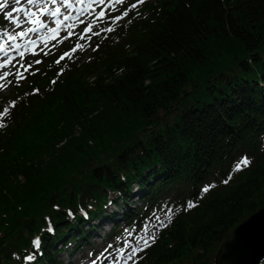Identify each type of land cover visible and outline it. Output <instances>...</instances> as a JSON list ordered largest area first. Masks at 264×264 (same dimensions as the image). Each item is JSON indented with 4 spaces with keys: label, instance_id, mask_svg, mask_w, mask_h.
Masks as SVG:
<instances>
[{
    "label": "trees",
    "instance_id": "obj_1",
    "mask_svg": "<svg viewBox=\"0 0 264 264\" xmlns=\"http://www.w3.org/2000/svg\"><path fill=\"white\" fill-rule=\"evenodd\" d=\"M101 29L0 99V264H65L103 223L146 228L128 264H216L264 207V0H155Z\"/></svg>",
    "mask_w": 264,
    "mask_h": 264
},
{
    "label": "rangeland",
    "instance_id": "obj_2",
    "mask_svg": "<svg viewBox=\"0 0 264 264\" xmlns=\"http://www.w3.org/2000/svg\"><path fill=\"white\" fill-rule=\"evenodd\" d=\"M19 1H22L21 4H18ZM55 1L56 0H54V2ZM75 1H77L78 3L81 0ZM154 1L155 0H142V2L141 0H105L102 3V0H88L89 6L86 9L96 5L97 9L95 11H91V15L85 14V17L83 18L84 23L78 25L80 23L78 22L76 25H71L69 28H65V32L53 35L51 39L43 44H39V46H36L32 50L28 51L24 56L19 58L9 68H7L3 73H0V80L4 77V79L0 81V99L1 97H5V101L8 102L7 106H3V108L6 111L11 110V103L14 104L15 100L10 97V94L13 90L15 92L17 91V89H14V82H23L26 78L27 72L29 71L28 69H37L39 72H41L47 65L46 61L48 59H52L51 61L56 59L59 60L61 59V56H63V58H74L76 56L75 52H78L79 55L76 58H79L81 55H84L87 50H89V45H87L86 42L91 40V36L99 34L102 31L101 28L104 25L110 26L117 23L118 21L127 20V16H129L130 13L134 11V9H141L144 3H150ZM0 4L4 5L3 9H0L1 42L6 37H14L18 33H20L18 32V29L13 28L14 22L11 23V20L16 18L17 14L22 13V15H24L28 10H30V12L31 10L37 12L39 9H41L42 12H45L46 7L49 4H52V1L0 0ZM133 5H135V7H133ZM11 8L12 10L10 11ZM13 10H18V13L12 14L11 12ZM45 14H48L47 11ZM64 14L65 11H63L62 15H60L59 17L63 16ZM108 16H115V18L109 20L110 17ZM78 20L79 18L75 21ZM47 26L51 27L49 25ZM22 27L24 30L26 29V25H23ZM12 28L15 32L12 31ZM108 29L109 28H106L105 30L108 31ZM73 39L78 40V42L74 44L75 47L70 52H64ZM37 60H39L40 63H36L35 61ZM22 63L28 64V66L25 67V65H23ZM30 63L35 66L30 65ZM25 69H27L28 71H26ZM30 75H32V73ZM24 85V83H21V86ZM17 86L19 85L17 84ZM9 102H11L10 106ZM2 116L3 114L1 113L0 124ZM101 226L102 227L100 228V231L93 238V246L91 245L87 249H84L83 251L80 250L75 255L73 254L74 256L72 255V258L70 257V260L68 261L65 256L66 252L62 253L59 256V259L63 260V263L65 264L67 262H70L71 264H128L141 249V246L144 245L143 248L146 246L145 227L136 229H126L125 227H123L126 232V239L123 242L120 239H118L117 242H110L109 240L105 239V236L108 233H112L111 228L109 226H106L105 223H103ZM119 243H122V245L118 246ZM136 245L137 247H135Z\"/></svg>",
    "mask_w": 264,
    "mask_h": 264
},
{
    "label": "bare ground",
    "instance_id": "obj_3",
    "mask_svg": "<svg viewBox=\"0 0 264 264\" xmlns=\"http://www.w3.org/2000/svg\"><path fill=\"white\" fill-rule=\"evenodd\" d=\"M21 2L22 1H19L18 4H21ZM71 3H72V0H60L55 10L53 9L54 7H50L51 5L49 4L46 7V11L47 12L54 11V17H50L44 12L42 13L41 9H39L37 12L32 11V10L30 12V10H28L26 14L24 15L20 13L21 18L12 19L11 23L14 22V26H13L14 28L20 23L25 22V18H26V22L23 23V25H26V29L24 30L25 33L21 35H16L15 37L11 39L6 37L3 41H1L0 42V56L8 54L10 50L13 55H19L21 52H28L32 50L33 48H35L36 46H39V44H42L46 42L47 40L51 39L53 35L63 32L64 24L69 23L73 18L81 17L86 11V8L89 6L86 0L78 2V5L73 6V8H71ZM71 9H74L75 11L71 12ZM11 10L12 8L10 9V11ZM62 10H68L64 14L65 17L63 18V16H61L59 23L57 24L54 23L53 26L49 27V29H46L47 26L44 24L46 19H49V21H54L56 19L55 17L57 15H60L63 12ZM11 13L17 14L18 10H13ZM28 34L30 35L32 34L34 37H32V39L24 38V37H27ZM7 46L10 47V50L6 49ZM6 60L7 59H2L0 61V70L8 64Z\"/></svg>",
    "mask_w": 264,
    "mask_h": 264
},
{
    "label": "water",
    "instance_id": "obj_4",
    "mask_svg": "<svg viewBox=\"0 0 264 264\" xmlns=\"http://www.w3.org/2000/svg\"><path fill=\"white\" fill-rule=\"evenodd\" d=\"M264 258V207L250 215L222 242L216 264H259Z\"/></svg>",
    "mask_w": 264,
    "mask_h": 264
},
{
    "label": "snow or ice",
    "instance_id": "obj_5",
    "mask_svg": "<svg viewBox=\"0 0 264 264\" xmlns=\"http://www.w3.org/2000/svg\"><path fill=\"white\" fill-rule=\"evenodd\" d=\"M141 2H142V0H141ZM3 7H4V5H2V4H0V9H3ZM133 7H135V5H133ZM109 31H111V29H108ZM61 59H63V56H61ZM36 63H40V61L39 60H37V61H35ZM57 63H59V61H57ZM26 71H27V69H25ZM6 111V110H5ZM0 127H3V125L2 124H0ZM239 163H242L243 165H245V166H247L248 165V163H249V161L247 160V158H243L242 159V161L241 162H239ZM239 163H238V166H239ZM225 183H227V181H224ZM209 190V187L208 186H206L204 189H203V191L204 192H207ZM192 206H194V205H192ZM39 241H36L35 242V244L38 246L39 245ZM145 243L147 244V241H145Z\"/></svg>",
    "mask_w": 264,
    "mask_h": 264
}]
</instances>
